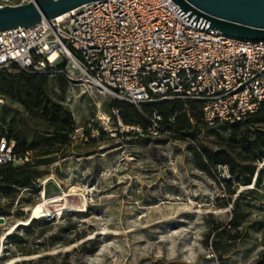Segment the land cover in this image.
<instances>
[{"label":"rangeland","instance_id":"obj_1","mask_svg":"<svg viewBox=\"0 0 264 264\" xmlns=\"http://www.w3.org/2000/svg\"><path fill=\"white\" fill-rule=\"evenodd\" d=\"M51 92L58 94L56 85ZM75 93L62 101L76 127L70 144L38 164L45 173L33 187L0 196L8 210L0 214V264L38 257L53 264H264V157L250 184H238L224 166L210 177L191 165L183 141L122 123L111 97ZM206 132L224 135V126ZM56 196L63 199L49 202ZM44 201V215L31 218V207ZM233 217L236 228L228 225ZM32 219L51 223L26 235ZM15 234L35 240L39 252L21 256ZM78 235L69 245L54 242Z\"/></svg>","mask_w":264,"mask_h":264},{"label":"built area","instance_id":"obj_2","mask_svg":"<svg viewBox=\"0 0 264 264\" xmlns=\"http://www.w3.org/2000/svg\"><path fill=\"white\" fill-rule=\"evenodd\" d=\"M12 68L63 76L67 99L79 90L135 106L196 100L208 125L242 121L264 101V41L223 35L172 0H95L0 31V69ZM14 146L0 133V165L28 160Z\"/></svg>","mask_w":264,"mask_h":264},{"label":"trees","instance_id":"obj_3","mask_svg":"<svg viewBox=\"0 0 264 264\" xmlns=\"http://www.w3.org/2000/svg\"><path fill=\"white\" fill-rule=\"evenodd\" d=\"M53 85L58 88L56 96L51 92ZM68 86L61 75H29L17 68L0 69V95L6 101L0 107V133L15 141L14 154L17 158L28 155V160L22 163L0 165L1 197L33 187L45 173L38 164L48 161L51 155L70 144L76 127L70 110L62 102ZM112 107L118 111L122 123L136 126L142 133L154 130L183 141L190 154L191 165L210 177L217 167L224 166L238 184H250L255 163L264 157V101L254 114L242 121L216 123L224 126V135L206 132L213 125L204 122L202 104L196 100L155 102L137 107L115 99ZM154 112L160 116L156 127L152 122ZM127 134L138 133L132 130ZM210 137H213L210 141L213 146L208 144ZM7 213L8 210L0 202V214ZM30 223L26 235L35 230L42 232L51 221L32 219ZM228 225L236 228L240 222L233 217ZM83 237H58L54 242L69 245ZM12 242L21 256L39 252V248L32 247L31 243H37L35 240H24L20 234H15ZM93 249L95 251L97 246ZM47 259H21L13 264H53L46 262Z\"/></svg>","mask_w":264,"mask_h":264},{"label":"water","instance_id":"obj_4","mask_svg":"<svg viewBox=\"0 0 264 264\" xmlns=\"http://www.w3.org/2000/svg\"><path fill=\"white\" fill-rule=\"evenodd\" d=\"M95 0H35L0 8V31L30 27L41 17L53 18ZM186 13L201 16L221 34L264 41V0H172ZM190 18V14L187 16ZM3 218L0 217V223Z\"/></svg>","mask_w":264,"mask_h":264},{"label":"bare ground","instance_id":"obj_5","mask_svg":"<svg viewBox=\"0 0 264 264\" xmlns=\"http://www.w3.org/2000/svg\"><path fill=\"white\" fill-rule=\"evenodd\" d=\"M62 196V195H61ZM62 197H60V196H56V197H53V198H51V200L49 201V202H52V204H53V202H55V201H57L58 202V200L59 199H61ZM63 199V198H62ZM48 202V201H47ZM46 201H44V202H38V203H36L34 206H32L31 207V209H30V211H31V218H36V217H39V216H43L44 215V206H45V204L47 203ZM52 204H50V205H52ZM58 207V206H57ZM48 210H49V208H48ZM51 211V210H50ZM46 212H48V211H46ZM50 213V212H49ZM57 213H59V211H57ZM56 215V214H55ZM24 222H18V223H16V224H14V225H11L7 230H6V232L5 233H3L2 235H1V239H3L4 238V236L7 234H9L11 231H13L18 225H20V224H23Z\"/></svg>","mask_w":264,"mask_h":264}]
</instances>
